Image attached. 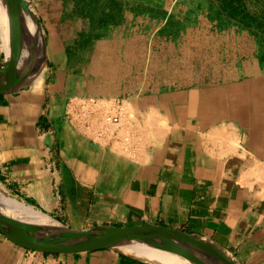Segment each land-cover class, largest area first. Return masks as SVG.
<instances>
[{
    "label": "crops",
    "instance_id": "crops-1",
    "mask_svg": "<svg viewBox=\"0 0 264 264\" xmlns=\"http://www.w3.org/2000/svg\"><path fill=\"white\" fill-rule=\"evenodd\" d=\"M34 2L45 69L0 94V196L71 230L162 226L264 264V0H125L116 31L125 21L145 44L167 24L184 31L178 45L220 38V80L191 65L195 82L156 90L71 86L69 7ZM0 264L153 263L117 249L38 253L0 233Z\"/></svg>",
    "mask_w": 264,
    "mask_h": 264
},
{
    "label": "rangeland",
    "instance_id": "rangeland-1",
    "mask_svg": "<svg viewBox=\"0 0 264 264\" xmlns=\"http://www.w3.org/2000/svg\"><path fill=\"white\" fill-rule=\"evenodd\" d=\"M28 1L36 10L34 1L38 0ZM39 1V4L69 7L68 17L73 24L65 32L74 45L67 68L74 74L69 84L75 88L91 90L98 85L119 84L132 85L135 90L174 87L196 81V72L190 73L191 65L194 69L197 66L198 70L213 71L214 81L222 78L220 38L214 45H178L177 36L184 31L176 28V24H167L166 28L158 31L151 28L148 44H145L147 39L141 35L142 30L126 29L125 21L121 22L125 28L120 33L116 31L120 25L116 18L125 16V0ZM162 16L155 14L151 18L160 19ZM138 25L140 28V23ZM37 28L43 35L45 48L44 29L38 25ZM210 32L220 34V31ZM130 70L133 77L123 76Z\"/></svg>",
    "mask_w": 264,
    "mask_h": 264
},
{
    "label": "water",
    "instance_id": "water-1",
    "mask_svg": "<svg viewBox=\"0 0 264 264\" xmlns=\"http://www.w3.org/2000/svg\"><path fill=\"white\" fill-rule=\"evenodd\" d=\"M3 1L9 19L10 39L9 52L0 65V94L26 86L32 71L24 52L25 1ZM39 24L43 29L40 18ZM13 211L14 209L8 205L1 203L0 233L17 246L38 253L78 254L97 250H119V247L125 244L144 243L158 246L162 241H167L182 245L185 248V260L192 264H213L211 260L221 264H238L212 243L177 229L162 226H133L98 227L77 231L62 226L28 227L21 225V220L28 221V219L25 216H17Z\"/></svg>",
    "mask_w": 264,
    "mask_h": 264
},
{
    "label": "bare ground",
    "instance_id": "bare-ground-1",
    "mask_svg": "<svg viewBox=\"0 0 264 264\" xmlns=\"http://www.w3.org/2000/svg\"><path fill=\"white\" fill-rule=\"evenodd\" d=\"M24 46L27 63L30 65L32 71L27 84L39 79L42 71L45 68V48L43 35L37 28L40 27L38 15L36 16L35 9L28 0H24ZM0 24L4 31L6 40L7 54L9 52V19L7 14L6 5L3 0H0ZM52 46V45H51ZM52 51V50H51ZM57 51V50H56ZM102 117V116H101ZM104 117V116H103ZM3 193V192H2ZM1 195V191H0ZM6 195V194H3ZM6 197V196H5ZM0 196L1 203L7 204L14 209V213L19 217L25 216L28 221L21 220L22 226L36 227V226H49L58 228L59 225L50 220L44 215L32 210L30 208L9 202ZM11 199V198H10ZM11 210V209H10ZM125 254L142 261L150 262L153 264H192L185 260V248L176 242L162 241L158 246L154 244H125L119 247ZM213 264H221L220 262L211 260Z\"/></svg>",
    "mask_w": 264,
    "mask_h": 264
},
{
    "label": "built area",
    "instance_id": "built-area-1",
    "mask_svg": "<svg viewBox=\"0 0 264 264\" xmlns=\"http://www.w3.org/2000/svg\"><path fill=\"white\" fill-rule=\"evenodd\" d=\"M104 123L106 125H115L117 123H119V117L116 116V115H113L111 113H107L105 116H104Z\"/></svg>",
    "mask_w": 264,
    "mask_h": 264
}]
</instances>
